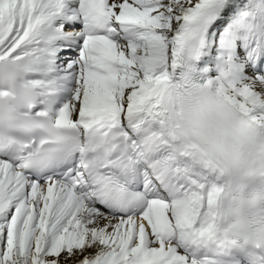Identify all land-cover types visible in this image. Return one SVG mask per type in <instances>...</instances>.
I'll return each instance as SVG.
<instances>
[{
	"label": "snow or ice",
	"instance_id": "6c2138e0",
	"mask_svg": "<svg viewBox=\"0 0 264 264\" xmlns=\"http://www.w3.org/2000/svg\"><path fill=\"white\" fill-rule=\"evenodd\" d=\"M0 264H264V0H0Z\"/></svg>",
	"mask_w": 264,
	"mask_h": 264
}]
</instances>
